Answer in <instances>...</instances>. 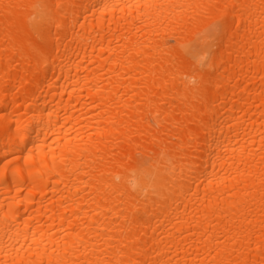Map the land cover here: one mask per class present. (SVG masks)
Instances as JSON below:
<instances>
[{
	"label": "bare ground",
	"instance_id": "1",
	"mask_svg": "<svg viewBox=\"0 0 264 264\" xmlns=\"http://www.w3.org/2000/svg\"><path fill=\"white\" fill-rule=\"evenodd\" d=\"M0 264H264V0H0Z\"/></svg>",
	"mask_w": 264,
	"mask_h": 264
}]
</instances>
